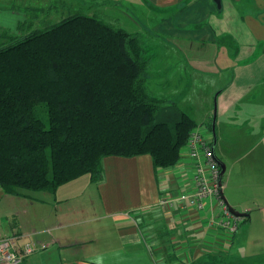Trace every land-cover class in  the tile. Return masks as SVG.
Masks as SVG:
<instances>
[{
	"label": "crops",
	"instance_id": "obj_1",
	"mask_svg": "<svg viewBox=\"0 0 264 264\" xmlns=\"http://www.w3.org/2000/svg\"><path fill=\"white\" fill-rule=\"evenodd\" d=\"M126 2L147 8L150 33L172 42L162 52L174 59L159 71L157 90H167L163 96L216 139L213 150L225 164L223 200L244 221L230 236L193 210L158 206L160 196L190 190L188 159L156 170L149 154L110 155L97 182L81 175L45 196L0 188V237L22 234L20 243L34 237L38 249L23 264H264V0H220V7L214 0ZM6 3L0 0V19L17 22V5ZM88 188L99 190L96 207L74 202ZM65 206L100 223L66 231Z\"/></svg>",
	"mask_w": 264,
	"mask_h": 264
},
{
	"label": "trees",
	"instance_id": "obj_2",
	"mask_svg": "<svg viewBox=\"0 0 264 264\" xmlns=\"http://www.w3.org/2000/svg\"><path fill=\"white\" fill-rule=\"evenodd\" d=\"M1 33L3 192H55L83 174L97 182L110 155L149 154L156 170L177 163L197 124L174 98L148 90L137 34L79 12Z\"/></svg>",
	"mask_w": 264,
	"mask_h": 264
},
{
	"label": "rangeland",
	"instance_id": "obj_3",
	"mask_svg": "<svg viewBox=\"0 0 264 264\" xmlns=\"http://www.w3.org/2000/svg\"><path fill=\"white\" fill-rule=\"evenodd\" d=\"M31 4L33 6H31ZM138 4L139 5H134L135 7H132L133 5L129 6L126 0H33V2H29L28 0V2L23 4H19V0H7L6 5L8 7L10 5H17V7H14L15 9H13V11L16 13L20 12V15L17 22H15V18H12L11 15L2 16V19H0V21H2V23H0V31L3 32L4 29H7L13 33L22 34L29 30H41L47 24L59 22L75 12L98 17L113 28L119 27L127 30L128 32L137 34L138 40L143 49V58L148 60V75L151 74V76L147 79L148 90H151L155 93V95H157L159 93L161 94V92L157 90L159 86L158 84L163 82L159 71L170 66V63H172L171 60L174 59V55L165 56L163 54L162 51L165 46L167 47L169 40H166L164 39L165 37H160L157 34L150 33L151 30L149 31L148 27H146V18L143 15L144 13L148 14L149 11L147 8L143 7L140 2ZM1 32L0 35L2 34ZM169 44L171 46L172 42L169 41ZM172 74L174 73H169L167 76L170 77ZM167 92V90H164L162 94H167ZM165 97L173 98L170 95H165ZM208 136L209 138L211 137L210 134ZM83 175V179L84 177L85 179L88 178V174ZM80 181L79 183H82ZM72 185L74 186V184H70V186ZM66 187L67 186H64L58 190V197L61 198L62 196H66ZM91 189L88 188L86 192L81 189L80 192L82 193H78L79 197H77V201L79 202H76V200H74V202L76 204L81 203L86 205L90 203V206H93V204L95 206V204L98 203L96 197L98 195L94 192H99V190L97 188H93V190ZM23 191L35 196L53 195V193L49 194V192L43 191ZM80 194L83 195L80 196ZM72 204H74L73 200L68 201L66 206ZM68 210V207H66V231L71 228H85L87 226L97 225L100 223V221L92 219L95 216L92 213H82L81 215H76L69 213ZM12 219L13 218L9 216L8 220H5V222L8 221L9 224L13 221ZM160 230L162 229L158 227L155 229L157 234ZM31 239L35 241L34 237H31ZM165 245L169 248V242H166ZM151 252H153L152 254L156 256V251L153 248Z\"/></svg>",
	"mask_w": 264,
	"mask_h": 264
},
{
	"label": "built area",
	"instance_id": "obj_4",
	"mask_svg": "<svg viewBox=\"0 0 264 264\" xmlns=\"http://www.w3.org/2000/svg\"><path fill=\"white\" fill-rule=\"evenodd\" d=\"M200 127L193 129L179 150V160L188 159L191 168V188L177 193L160 196L158 206L162 209L193 210L206 216V226L219 227L228 235L238 229L245 217L230 213L226 201L223 200L219 180V165L213 159L211 138ZM208 201V202H207ZM22 234H12L0 237V264H23L25 258L38 249L31 235H25L26 240L20 243ZM45 246L41 245V248Z\"/></svg>",
	"mask_w": 264,
	"mask_h": 264
},
{
	"label": "water",
	"instance_id": "obj_5",
	"mask_svg": "<svg viewBox=\"0 0 264 264\" xmlns=\"http://www.w3.org/2000/svg\"><path fill=\"white\" fill-rule=\"evenodd\" d=\"M217 4L218 7H220V0H214ZM214 112H215V109H214ZM213 112V113H214ZM215 115L216 113L213 114V124L215 123ZM212 124V125H213ZM215 144H216V139L213 137L212 139V143H211V149L210 151H212V156H213V159L216 161V163L219 165V180H220V183H222V174L224 173L225 171V164L221 162V160L216 157V154H215V151L213 150L215 148ZM224 198V196H223ZM226 205L230 211V213H232L233 215H236V216H244V213H241V212H237L233 207H231L227 202H226Z\"/></svg>",
	"mask_w": 264,
	"mask_h": 264
}]
</instances>
